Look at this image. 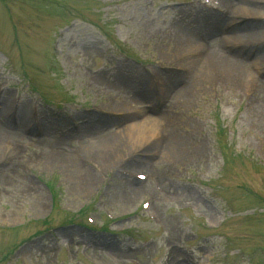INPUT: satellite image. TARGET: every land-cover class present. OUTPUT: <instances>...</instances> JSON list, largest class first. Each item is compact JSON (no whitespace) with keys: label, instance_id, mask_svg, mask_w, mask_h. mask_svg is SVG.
<instances>
[{"label":"rangeland","instance_id":"obj_1","mask_svg":"<svg viewBox=\"0 0 264 264\" xmlns=\"http://www.w3.org/2000/svg\"><path fill=\"white\" fill-rule=\"evenodd\" d=\"M225 13L264 28V0H0V264H264V36Z\"/></svg>","mask_w":264,"mask_h":264},{"label":"bare ground","instance_id":"obj_2","mask_svg":"<svg viewBox=\"0 0 264 264\" xmlns=\"http://www.w3.org/2000/svg\"><path fill=\"white\" fill-rule=\"evenodd\" d=\"M233 6H234V10H235V8L242 7L240 5H237V6L236 5H230V8H232ZM223 15H224V18L227 19V20H226L225 23H223L222 29H224V30L231 29L234 32L239 31V34L238 35H245L244 33H257L260 36H264V28L263 27L259 26L258 28H256L255 25L254 26H252V25L249 26V24H247L245 22L242 23L241 25L235 24L234 22H236L237 19H235L231 13H229V14L228 13H225ZM205 16H207L205 18V22L206 23H209L210 25H212L214 27H215V25L218 24V21L219 20L222 21L221 20L222 19V16H217L213 12L212 13H209L208 15L205 14ZM230 25H235L236 27H239V29H237L235 26L230 27ZM183 34L184 35L182 36V39H181V41L179 43L181 45L180 47H182V49H183V53L186 51V49L192 43L198 42L199 39H204L202 35L195 34L193 31L192 32L191 31H188L186 34L185 33H183ZM219 39H220V42H221V47H223V48L224 47H228L229 48V47H231L233 45V44L230 43V39L228 37H226V36H222ZM261 62H264V50L260 54H258L256 60L253 61V63H251V65H253L254 67H257L258 64H260ZM216 64L219 65L218 60L216 58V55L215 54H212V56L210 58L207 56V57H205V58L202 59V61H201V68L202 69H205V68L208 67V65H211V66H214L215 65L216 66ZM246 65H248V64H244L245 67H247ZM259 70H264V69H260V67H259ZM122 82H123L122 83L123 84L122 86H123L124 91H129V90H131L130 88H133L131 86V82L128 81L127 79L124 80V78H122ZM146 89H145V91H146ZM149 98H152V97H149ZM6 105H7V103H3L2 104V109L3 110L6 109ZM91 117H92V119H90L91 122H86L85 121L80 126V128H81L82 131L88 130L89 127L94 126L93 123L95 122V120H100L99 115L91 116ZM46 129H47V127H46ZM65 131L66 132H70L66 128H65ZM119 132H115V133H119ZM144 132H146V131H145L144 128H142L140 122H137V123L133 124V130L131 131V134H134V135L136 133H142V134H144ZM115 133H113V134H115ZM106 136H108V135H106ZM96 138H98V137L93 136V137H91L89 139L90 146H88V149H91V148L93 149V147H94V148H96V150H98L100 148L99 152L101 153V148L103 147L104 148L103 151L105 152V156H102V159H105V162H106L107 165L111 164L112 161H113V159H114V156L116 154V151H117L115 144H113L114 140L111 143V139L109 140L108 137L105 138L104 140H101V141L100 140H97ZM173 147L174 146L172 144L168 143V145L166 146L167 153H164V155H166V156L170 155V156H173V158H175L176 153H175V151H173V149H174ZM107 150H111V151H109L108 154H107ZM80 175H81L79 177L80 178V181L83 182V183H85V184H87V186L89 187V189H91L93 187L95 181L97 180L96 177H92V176L86 177V174H84V173L81 174V171H80ZM135 190H137V189L136 188L133 189L134 194L135 193L138 194L139 192L138 191H135ZM36 196H37L38 199H39V197H41V195H39V194H36ZM127 202H128V200H126V203Z\"/></svg>","mask_w":264,"mask_h":264}]
</instances>
